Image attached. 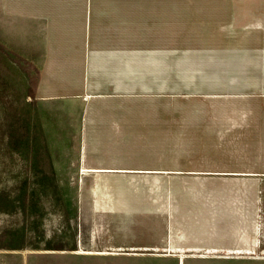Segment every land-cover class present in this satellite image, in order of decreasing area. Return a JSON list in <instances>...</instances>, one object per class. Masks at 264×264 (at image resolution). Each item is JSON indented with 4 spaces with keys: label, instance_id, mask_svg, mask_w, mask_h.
Returning <instances> with one entry per match:
<instances>
[{
    "label": "crops",
    "instance_id": "obj_1",
    "mask_svg": "<svg viewBox=\"0 0 264 264\" xmlns=\"http://www.w3.org/2000/svg\"><path fill=\"white\" fill-rule=\"evenodd\" d=\"M2 2H10L21 19L34 23L33 31H27L34 41L21 54L32 93L21 100L18 112L20 154L13 165L17 180L62 184L63 193L72 199L90 197L95 184H116L113 222L67 223L65 251L27 246L8 255H18L20 264H36L58 252H66L67 264H264V252L257 251L260 240L236 238L232 227L195 223L193 218L171 225L168 216L175 208L166 204V196L156 206L153 191L129 195L124 190V182L134 179L153 182L155 173L164 171L156 168L169 165L165 158L170 155V145L165 144L171 119L169 40L164 29L156 33L150 24L140 22L138 9L154 5ZM7 167L10 170L11 165ZM0 173L4 177L11 172ZM54 192L52 187L48 195L53 197ZM126 197L137 199L132 213L138 215L132 223L122 217L127 207L121 201ZM198 198L199 204L187 205L179 213L218 210L208 193ZM57 230L61 229L51 228ZM13 257L5 255L6 262Z\"/></svg>",
    "mask_w": 264,
    "mask_h": 264
},
{
    "label": "rangeland",
    "instance_id": "obj_2",
    "mask_svg": "<svg viewBox=\"0 0 264 264\" xmlns=\"http://www.w3.org/2000/svg\"><path fill=\"white\" fill-rule=\"evenodd\" d=\"M2 1L0 170L11 173L4 177L0 173V179H6L0 180V264H20L18 255L8 253L17 254L27 246L65 251L67 223L113 222L110 214L116 203V184H95L90 197L72 199L63 193L62 184H53L55 192L50 197L51 184L17 180L13 165L20 154L18 112L21 100L32 93L21 54L34 41L27 37L34 23L21 19L10 2ZM50 1L154 5L138 9L140 22H147L155 32L164 29L169 40L171 119L170 140L165 142L170 145V155L165 156L169 165L156 168L164 171L156 172L153 182L134 179L124 182V190L136 195L149 189L156 206L162 205L166 196V204L175 208L168 216L171 225L193 218L195 223L229 226L235 229L236 238L260 240L262 246L257 251L263 253L264 0ZM145 10L148 14L144 15L141 12ZM201 193H208L218 210L189 216L179 213L187 205L199 204ZM135 201V197L122 199V206L127 207L124 222L136 221L138 214L132 213ZM51 228L61 230L52 232ZM51 234L55 238L51 239ZM5 255L15 259L8 263ZM36 264H67L66 252L43 257Z\"/></svg>",
    "mask_w": 264,
    "mask_h": 264
}]
</instances>
